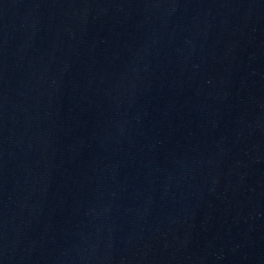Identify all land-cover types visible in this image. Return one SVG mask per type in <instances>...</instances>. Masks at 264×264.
<instances>
[{"label": "water", "instance_id": "obj_1", "mask_svg": "<svg viewBox=\"0 0 264 264\" xmlns=\"http://www.w3.org/2000/svg\"><path fill=\"white\" fill-rule=\"evenodd\" d=\"M0 264H264V0H0Z\"/></svg>", "mask_w": 264, "mask_h": 264}]
</instances>
